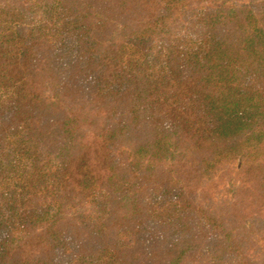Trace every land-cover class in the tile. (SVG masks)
I'll use <instances>...</instances> for the list:
<instances>
[{
  "label": "trees",
  "instance_id": "trees-1",
  "mask_svg": "<svg viewBox=\"0 0 264 264\" xmlns=\"http://www.w3.org/2000/svg\"><path fill=\"white\" fill-rule=\"evenodd\" d=\"M0 264H264V0H0Z\"/></svg>",
  "mask_w": 264,
  "mask_h": 264
}]
</instances>
